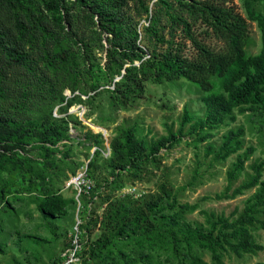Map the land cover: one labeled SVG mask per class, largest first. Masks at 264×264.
<instances>
[{"label": "rangeland", "instance_id": "1", "mask_svg": "<svg viewBox=\"0 0 264 264\" xmlns=\"http://www.w3.org/2000/svg\"><path fill=\"white\" fill-rule=\"evenodd\" d=\"M92 1L85 0L86 5H93ZM97 1L96 10L101 9L108 18L131 31L136 30L137 43L143 47L156 48L143 31L148 17L156 18L164 32L172 29L162 0ZM164 1L173 5L175 15L186 16L176 8L175 0ZM220 1H225L246 20L249 40L245 51L247 55L257 54L261 47L260 31L255 22L247 19L243 1ZM64 3L70 19L68 30L75 33L77 39L83 37L86 45L83 42L76 45L71 41L72 36L68 38L50 23V13L42 8L41 0H19L18 3L0 0V111L24 123L47 125V117L56 119L60 132L67 135L54 145L46 143L44 148L38 142H31L23 150L15 148L5 153L0 150V189H5L4 193L0 191V264H52L68 245L69 234L77 223L89 233L83 236L88 251L92 241L106 229L103 212L109 202L117 199L132 204L158 192L162 182L175 197L176 204L196 205L194 210L179 213L180 223L207 227L201 213L204 210L236 217L255 188L233 199H216L215 195L224 190L226 171L236 154L247 147H252L253 152L232 187L247 178L253 162H263L264 180V106L254 104L244 106L243 110L234 109L235 119L211 130V136L203 141H194L195 135L187 133L186 125L180 141L171 147H162L155 160L147 159L138 167L124 170L111 168L107 164L110 143L120 131L133 126L137 138L143 139L144 146L148 147L152 140L165 136L168 127L175 132L184 107L194 119L202 117L201 97L205 93L183 79L157 83L148 78L128 105L116 104L112 90L119 77L114 74L115 69L105 66L104 49L93 41L100 33L103 48L107 46L106 34L97 24V12L93 26L91 8L83 6L79 0H64ZM254 8L264 14L262 3H255ZM36 22L46 28L45 39ZM90 37L93 39L89 42ZM205 42L215 48L220 46L215 39ZM186 47V54L193 53L189 44ZM112 75L113 81L109 82ZM92 85H96L95 90ZM238 127L243 128L240 151L222 161L205 154L207 144L216 149L223 134ZM79 172L91 181L93 190L92 194L76 198V190L68 183ZM52 192L68 202L61 214L45 218L37 204L43 193ZM170 205L171 199L165 198L162 211L168 214L177 210ZM260 218H264V214ZM252 232L262 249L240 257L221 251L224 264H264V230L256 226ZM115 245L135 259V264H189L184 248L174 253L170 248L151 251L147 247L146 256L141 255L140 247L134 243L121 240L115 241ZM114 248L107 252L106 261L112 257L122 261L123 257L118 256ZM191 254L211 264L207 250L194 245ZM102 263L101 259H92L88 252H83L78 264Z\"/></svg>", "mask_w": 264, "mask_h": 264}, {"label": "trees", "instance_id": "2", "mask_svg": "<svg viewBox=\"0 0 264 264\" xmlns=\"http://www.w3.org/2000/svg\"><path fill=\"white\" fill-rule=\"evenodd\" d=\"M15 1L18 3L19 0ZM242 1L247 19L255 22L260 31L261 47L255 55H247L245 51L249 40L246 20L232 7L226 5L225 1L175 0L176 8L186 16L175 15L172 4L160 1L164 5L172 29L164 32L156 18L148 17L149 22L143 27V31L156 46L150 49L137 43L139 35L136 30L131 31L122 23L108 18L103 10H96L99 5L97 0L92 1L93 5H86L85 0H79L83 6L92 9L90 18L93 26L95 25L93 17L97 12V24L106 34L105 48L101 43L100 33L96 34V38L90 37L87 41L93 39L100 44L105 52V66L109 70L115 69L114 74L119 77L113 83L112 90L116 104L128 105L132 97L141 92L143 82L148 78L157 83L163 80L183 79L205 93L201 97L204 105L202 117L194 119L187 107H184L175 132L168 127L167 134L152 140L148 147L144 146L143 139L137 138L133 126L120 131L111 140L108 166L116 170L138 167L147 159L155 160L162 147L177 144L184 135L186 125L187 133L195 135L194 141H203L211 136V130L227 120L235 119L234 109L243 110L244 106L251 107L254 104L264 106V14L254 8V4L258 2L264 5V0ZM41 3L42 8L50 13V23L58 31L66 34L68 38L72 36L71 41L76 45L80 42L86 45L83 37H80L82 41H79L75 33L68 30L70 19L64 0H41ZM148 11L146 7L145 12ZM36 23L41 36L45 39L46 28L40 22ZM207 39H215L220 46L218 48L210 46L205 42ZM187 44L193 53H185ZM122 69L124 73L121 74ZM113 75L110 76L109 82L113 81ZM74 83L75 81L72 82ZM74 88L75 86L72 90ZM92 88L95 90L96 85H92ZM66 104L70 103L66 101ZM46 121L47 125H40L38 122L24 123L18 121L17 117L0 111V150L3 153L15 148L23 150L24 146L31 142H38L40 147L44 148L46 143L54 145L62 136H67L60 132L56 119L47 117ZM242 134V127L229 129L223 134L222 141L216 149L211 144L205 146V154H212L214 160H225L229 155L241 150ZM252 152L253 148L247 147L236 154L235 161L226 171L224 190L215 195L216 199H233L243 194L245 190L255 188L253 195L245 200L243 209L236 217L215 215L204 210L201 213L205 217L207 227L180 223L179 213L194 210L196 205L176 204L175 197L162 182L158 192L132 204L117 199L109 202L103 212V224L106 229L92 241L88 251L85 249L87 245L85 242L89 233L79 225L82 240L84 234L86 236L80 252L81 261L83 252H88L89 257L101 259L102 264H135V259L115 245V241L121 240L136 244L140 247L141 255L146 256L147 253L144 251L147 247L151 251L160 248L168 251L170 248L174 253L184 248V255L189 258V264H207L200 257L192 256L191 249L194 245L210 253L211 264H224L221 251L231 252L238 257L257 253L262 246L256 242L252 231L256 226L264 230V218H260L264 214L263 162L251 163L247 178L232 187ZM24 159L27 160V157ZM4 190L1 188V193H4ZM165 198H170L171 208L175 210L176 206L177 210L164 213L162 203ZM67 202L58 193H43L37 209L45 218H51L61 214ZM175 226H178V229H173ZM88 231L90 232V229ZM177 231L182 234L179 236ZM113 246L116 254L123 257L122 261L119 262L114 257L105 260L107 252H111ZM104 249L105 254L102 253ZM60 253L52 264L60 262Z\"/></svg>", "mask_w": 264, "mask_h": 264}, {"label": "built area", "instance_id": "3", "mask_svg": "<svg viewBox=\"0 0 264 264\" xmlns=\"http://www.w3.org/2000/svg\"><path fill=\"white\" fill-rule=\"evenodd\" d=\"M68 185L76 190V198L83 194H90L93 185L91 181L85 178L83 172L77 173L69 180ZM80 223H77L69 234L70 241L68 245L60 253V262L58 264H78L81 261L80 252L83 247Z\"/></svg>", "mask_w": 264, "mask_h": 264}, {"label": "bare ground", "instance_id": "4", "mask_svg": "<svg viewBox=\"0 0 264 264\" xmlns=\"http://www.w3.org/2000/svg\"><path fill=\"white\" fill-rule=\"evenodd\" d=\"M97 129V128H96Z\"/></svg>", "mask_w": 264, "mask_h": 264}]
</instances>
